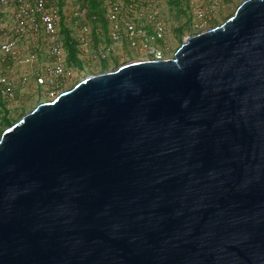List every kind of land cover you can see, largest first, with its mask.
I'll return each mask as SVG.
<instances>
[{
    "label": "water",
    "instance_id": "1",
    "mask_svg": "<svg viewBox=\"0 0 264 264\" xmlns=\"http://www.w3.org/2000/svg\"><path fill=\"white\" fill-rule=\"evenodd\" d=\"M0 264H264V0L8 126Z\"/></svg>",
    "mask_w": 264,
    "mask_h": 264
},
{
    "label": "built area",
    "instance_id": "2",
    "mask_svg": "<svg viewBox=\"0 0 264 264\" xmlns=\"http://www.w3.org/2000/svg\"><path fill=\"white\" fill-rule=\"evenodd\" d=\"M234 1L182 0L181 6L201 31ZM83 3L0 0V120L29 102L54 99L79 68L129 56L163 58L173 50L167 0H103L107 28H99L96 38ZM70 48L82 66L70 62Z\"/></svg>",
    "mask_w": 264,
    "mask_h": 264
},
{
    "label": "rangeland",
    "instance_id": "3",
    "mask_svg": "<svg viewBox=\"0 0 264 264\" xmlns=\"http://www.w3.org/2000/svg\"><path fill=\"white\" fill-rule=\"evenodd\" d=\"M242 1L243 0H236L232 3L231 7H227L224 10H222L221 12H219L217 19L213 20L208 25V27H212V26H215V25H218V24H221L222 22H224L229 16H231L235 12V10L237 9V7L239 6V4ZM165 5H166V12L168 14V19H169L168 22H169L170 30H171L172 37H173V40H172L173 50L171 51V53H169L168 56H173L175 51L177 50V48L182 43V41L187 36L194 34V33L198 32L199 30H196V28H194L190 22L183 24V22L186 20H185V17L179 16L178 6H175L173 4L172 5L168 4V0H167V4H165ZM182 24L184 25V31H182V30L180 31ZM69 56H71V48L69 49ZM118 66L119 65L109 66L108 68L105 69L101 66V64H97V65L94 64V65L89 66L87 68H84L82 70H81V68H79L75 72V77L69 81L66 89H69L70 87L74 86L77 82L81 81L86 76H89V75L95 74V73H99V72H103L106 70H111V69H114ZM45 100H47V98L43 97V101H45ZM37 104H38V101H35V102L33 101L31 103L29 102L27 104V106L20 108L22 111L14 112V114H12L10 117L11 120H13L15 122L17 119H19L21 116H23L26 112H28L29 110H32ZM6 128H7L6 125L1 124L0 125V134H2V132Z\"/></svg>",
    "mask_w": 264,
    "mask_h": 264
},
{
    "label": "trees",
    "instance_id": "4",
    "mask_svg": "<svg viewBox=\"0 0 264 264\" xmlns=\"http://www.w3.org/2000/svg\"><path fill=\"white\" fill-rule=\"evenodd\" d=\"M181 2H182V0H168V4H170V5L173 4L175 6H178L179 16L180 17L183 16V17L187 18V20L183 22V24H186L189 22V19H188L189 17H188L187 11L181 6ZM102 3H103V0H84V3H83V8L86 10V17L92 25V29H93L92 35L94 38L97 37L99 28H103L104 32L106 31V28H107L106 27L107 26V20H105V16H104V13H106L107 9H106V7L102 6ZM94 16H96V18H94ZM183 24L180 28V31L181 30L184 31V25ZM102 35H103V33H102ZM69 57H70L69 58L70 62L75 63V64H79L80 66H82V61L80 59H78L74 48L71 49V56H69ZM101 66L106 69L109 66H111V64L110 63L107 64L105 61H102ZM20 111H22V110L17 109L14 112H20ZM12 121L13 120H11V118H4V119L0 120V125L4 124V125H6V127H8L14 123V121L13 122Z\"/></svg>",
    "mask_w": 264,
    "mask_h": 264
},
{
    "label": "flooded vegetation",
    "instance_id": "5",
    "mask_svg": "<svg viewBox=\"0 0 264 264\" xmlns=\"http://www.w3.org/2000/svg\"><path fill=\"white\" fill-rule=\"evenodd\" d=\"M132 60H137V57L135 56H129L125 61H112V62H109V61H105L107 64H111V66H114V65H121L125 62H129V61H132Z\"/></svg>",
    "mask_w": 264,
    "mask_h": 264
}]
</instances>
